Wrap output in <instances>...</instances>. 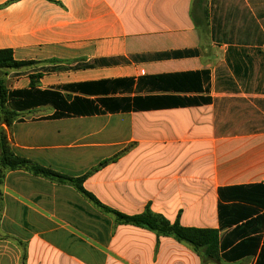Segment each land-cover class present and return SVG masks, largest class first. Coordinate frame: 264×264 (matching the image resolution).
Returning a JSON list of instances; mask_svg holds the SVG:
<instances>
[{
    "label": "crops",
    "instance_id": "0c3cea01",
    "mask_svg": "<svg viewBox=\"0 0 264 264\" xmlns=\"http://www.w3.org/2000/svg\"><path fill=\"white\" fill-rule=\"evenodd\" d=\"M194 1L0 0V50L32 63L0 69L5 88L28 89L37 76L34 88L104 111L60 119H46L50 105L17 112L0 126L11 152L84 177L83 190L110 210H148L182 227L219 229V188H264V0L229 6L243 8L253 30L223 43L201 33ZM194 97L209 102L170 105ZM123 99L114 111L100 102ZM250 235L264 245V226L244 239ZM255 260L226 262L219 253L207 260L171 236L116 222L68 184L23 170L0 178V264Z\"/></svg>",
    "mask_w": 264,
    "mask_h": 264
},
{
    "label": "trees",
    "instance_id": "16d2710c",
    "mask_svg": "<svg viewBox=\"0 0 264 264\" xmlns=\"http://www.w3.org/2000/svg\"><path fill=\"white\" fill-rule=\"evenodd\" d=\"M203 14L205 15V11H203ZM30 64L32 63L15 61L10 50H0V69H18ZM203 74L205 75L206 72H203ZM185 76L197 77L198 74L189 73ZM35 78L37 76L31 77L30 88L12 91L5 88L3 79L0 78V126L9 127L17 119V112L44 105H50L54 109V112L46 119L90 116L104 112L91 100L75 97L67 102L58 91L38 90L34 88L35 82L33 79ZM98 85L99 83L92 84L93 88L90 92H97ZM65 89H73V87L66 86ZM171 99L170 105L209 102V98L202 97L189 98L186 101L177 98ZM100 102L103 103L104 109L114 111L121 107L120 103H127L128 101L123 99ZM6 170H23L33 176L71 185L103 212L112 214L116 222L142 227L158 235L171 236L178 242L190 245L195 251L203 250L207 260H217L219 253L220 258L226 262H234L252 256L256 257L254 264H264V245H260V236L250 235L244 239L247 234L260 232L264 226V216L258 215L259 208L264 205L261 200L264 196V188L261 186L219 188L217 191L219 229H197L182 227L177 222L169 223L160 215L153 214L148 210L140 214L127 216L100 205L83 190L84 177L64 176L48 168L38 166L27 159L15 156L11 152L6 132L0 128V178L3 171ZM220 231H223V233L219 234Z\"/></svg>",
    "mask_w": 264,
    "mask_h": 264
},
{
    "label": "rangeland",
    "instance_id": "374dc122",
    "mask_svg": "<svg viewBox=\"0 0 264 264\" xmlns=\"http://www.w3.org/2000/svg\"><path fill=\"white\" fill-rule=\"evenodd\" d=\"M241 1L242 0H195V5L198 3L197 5L200 7L198 24L201 33L209 35V32H214L216 35H220V42L223 43L224 39H231L234 35L238 36L248 33L251 29L253 30L251 21L248 15L245 14L243 8L232 10V7H229L235 2L240 4ZM203 11H205V15ZM219 20L221 22L218 27L216 22ZM236 43L245 44V42H235L234 44Z\"/></svg>",
    "mask_w": 264,
    "mask_h": 264
}]
</instances>
